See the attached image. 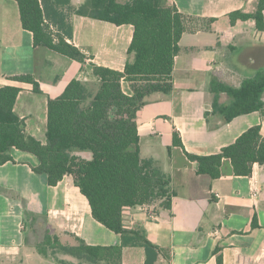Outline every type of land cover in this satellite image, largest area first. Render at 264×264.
I'll return each instance as SVG.
<instances>
[{
    "label": "crops",
    "instance_id": "1",
    "mask_svg": "<svg viewBox=\"0 0 264 264\" xmlns=\"http://www.w3.org/2000/svg\"><path fill=\"white\" fill-rule=\"evenodd\" d=\"M170 2L184 14L216 20L211 30L183 35L173 90L150 94L138 113L141 156L170 175L171 208H125V226L141 228L161 248L157 264H220L219 255L221 264H264V165L255 163L251 175L241 176L225 159L221 177L212 179L198 174L197 163L186 155L218 153L257 125L264 136V107L227 121L214 101L217 97L220 105H228L232 99L212 89L216 82L240 87L244 80L264 72V31L257 29L254 19L235 24L230 19L238 9L254 12L257 0ZM3 5L0 87L21 88L15 111L25 121L26 132L45 141L49 99L61 95L74 78L96 87L99 80L92 74L93 64L123 70L134 28L74 16V37L69 41L86 55L79 62L45 47L35 48L32 32L22 27L16 1L3 0ZM24 73L36 76L40 92L30 83L10 79ZM122 85L133 94L128 82ZM175 130L183 147L173 144ZM12 156L13 161L0 164V264L24 263L27 232L36 226L45 235L59 236L64 244H77V237L95 246L121 244L119 234L93 217L88 199L71 176L51 186L45 173L34 171L40 163L34 154L14 148ZM26 212L34 215L29 224ZM140 248L125 247L123 264H144ZM30 252L25 256L34 250Z\"/></svg>",
    "mask_w": 264,
    "mask_h": 264
},
{
    "label": "trees",
    "instance_id": "2",
    "mask_svg": "<svg viewBox=\"0 0 264 264\" xmlns=\"http://www.w3.org/2000/svg\"><path fill=\"white\" fill-rule=\"evenodd\" d=\"M15 1L22 27L32 32L35 48L45 47L79 62H84L86 55L69 41L74 37V16L134 28L123 70L91 65L100 83L94 95L86 82L74 78L61 95L49 99L45 141L27 133L25 121L15 111L21 88L0 87V164L13 161L12 150L16 148L39 159L33 169L45 173L49 185L56 186L71 176L88 199L93 217L121 236L120 245L95 246L80 237L77 244H64L59 236L47 233L38 251L45 257L49 251L64 253L86 264H123L125 247H142L144 264H157L161 248L141 228H127L123 217L128 207L171 208L174 195L170 175L141 156L138 113L150 94L173 90L175 58L183 35L211 30L216 19L184 14L170 0ZM230 19L232 24L254 19L257 29L264 31V0H257L254 12L232 11ZM51 25L57 28L55 32ZM10 79L30 83L40 92L34 74ZM123 81L130 84L132 95L124 91ZM212 89L232 99L228 105H220L217 97L214 101L227 121L264 107V72L244 80L240 87L216 82ZM173 144L183 147L178 130L174 131ZM186 155L197 163L198 174L212 179L221 177L225 159L231 161L236 175L249 176L255 163L264 165V136L257 125L218 153ZM218 262H222L220 255Z\"/></svg>",
    "mask_w": 264,
    "mask_h": 264
},
{
    "label": "rangeland",
    "instance_id": "3",
    "mask_svg": "<svg viewBox=\"0 0 264 264\" xmlns=\"http://www.w3.org/2000/svg\"><path fill=\"white\" fill-rule=\"evenodd\" d=\"M10 1H13V0H10ZM120 1L124 2L126 0H120ZM2 2H3V0H0V7H1V9H4L6 11L5 6L4 5L2 6ZM74 2L77 4L80 2V0H74ZM0 15H1V11H0ZM8 21H10V19ZM5 22H6V16H5ZM51 30L53 32H55L57 30V28L55 26L51 25ZM0 34H1V27H0ZM53 54H55V55L57 54L59 56H62L61 54L55 53V52H53ZM63 72H65L64 69L60 71V73H63ZM99 85H100V83L96 84V87H95L92 83L88 84L90 91L93 95L98 91ZM32 217H34V215H31V213L26 212V222L28 224L30 223L29 221ZM27 236H28V241H27L28 244H27V249H26L27 251L25 252V254L28 255L29 251H31L30 252V254H31L33 250H34V253L31 254L32 256L31 255L25 256V254H24V260L25 261L23 264H86V263L80 262L76 258H73L72 256L64 254V253L53 254L51 251H49L50 254L48 257H45L43 254H41L38 251V246L40 243L43 242L44 237H45V233L38 226L29 229L27 232ZM31 245H32V247H31ZM32 248H33V250H32ZM139 250L142 251V255L144 256L145 252H144L143 248H140ZM38 254H40L44 257L42 258ZM99 264H105V263H99Z\"/></svg>",
    "mask_w": 264,
    "mask_h": 264
}]
</instances>
